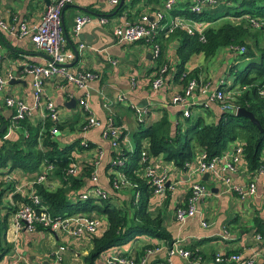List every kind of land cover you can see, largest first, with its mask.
Masks as SVG:
<instances>
[{
  "label": "crops",
  "instance_id": "0c3cea01",
  "mask_svg": "<svg viewBox=\"0 0 264 264\" xmlns=\"http://www.w3.org/2000/svg\"><path fill=\"white\" fill-rule=\"evenodd\" d=\"M130 1L124 0V3L128 4ZM165 1L139 0L134 8L128 9L131 19H128L126 15H115V11H112L114 7L108 0H72L67 3L62 11L65 48L73 52V47L78 50L80 43L85 45L81 51H78V60L74 58L68 64L69 70L75 73L92 69L99 75L87 89H81L60 78L46 81L42 87L41 106L34 112L31 119L33 122L43 120L46 113L44 103L47 99L54 102L58 110L59 122L62 124L55 138L60 144L79 140L80 146L88 145L86 148H77L74 151L75 160L79 164H83L86 160L98 162L96 164L98 186L110 193L112 203L117 207H123L129 195L124 189L115 195L109 186V178L112 177L114 180L119 174L125 175V173L111 166L113 161L111 154L115 148L111 145V138L105 136V131L113 124L119 135L123 131L126 132L121 143L126 150L132 151L131 134L137 129L138 122L130 107L131 104L146 109V114L143 116L147 124L160 118L163 110L167 111L174 128V124L181 121L183 115L181 106L173 105L171 101L175 94L181 92L183 85L174 82L168 76L159 89H153L151 84L160 64L157 63L158 57L155 59L153 56L151 44L144 40L119 42L112 31L119 21L135 22L143 15H147L153 21L155 13L162 11L164 18L160 22L161 28L158 30V35L162 30L166 32L176 17H189L182 10L188 7L192 0H174L172 9L177 7L175 16L165 10ZM48 3L49 0H0V17L5 21L16 17L18 21H25L29 26L37 25ZM234 3L231 2L230 5ZM238 4L239 2L235 5ZM78 14L88 15L91 21L87 22L75 35L73 27ZM100 17L106 18L107 21L100 23L98 21ZM251 19L249 15H244L229 16L222 20L240 23L244 20L251 21ZM217 20L198 21L197 25L206 29L223 22ZM171 32L165 33L164 36L167 37ZM93 41L96 43L92 44ZM177 46L176 40L169 43L162 64L171 67L177 63L178 59L174 51ZM240 53L237 49L227 46L221 48L216 56L209 60H205L203 55H193L187 61L186 68L188 72L198 70L200 82L208 85L211 91L221 88L226 83L227 87L231 88L233 79L228 81L226 74L228 70L231 71L232 65L235 66ZM245 59L248 60V58ZM47 60L48 54L37 48L28 35L21 37L0 30V74L13 76L0 90V125L2 121L10 123L13 113V109L5 104L6 98L20 99L28 106L33 104L31 78L24 74V70L22 71L24 66L44 64ZM112 60L116 63L113 64ZM231 60L233 64L229 62ZM10 81L14 83L10 84ZM233 89H235L233 93L238 92V84L231 90ZM118 96H122V101H118ZM82 98L86 99L87 109L79 104V99ZM203 98V95L199 96L198 93L189 98V101L193 103V114L200 115V111L203 112L201 102ZM72 100L75 101L73 104L70 102ZM208 108L211 113L204 114L205 121H216L222 113L220 107L211 104ZM88 115L94 116L99 125L82 130V123ZM17 132H19V126L10 135L16 137ZM233 144L236 143L229 144L226 151L230 150ZM198 156L199 154L195 156L191 167H177L173 162L166 161L162 155L154 160L153 166L165 175L166 190L162 197L155 194L149 196L148 210L153 216H162L172 242L167 244L166 241L147 235L138 236L122 245L107 249L93 264H118L114 260L116 257H131L133 260L138 257L136 264H219V261L215 260L217 255L234 252L244 257H253L254 264H264V214L262 213L264 175L251 172L242 155L236 172L223 174V176L230 175L231 185L237 186L240 190L229 189L226 182L219 177L208 175L204 178V173L193 172ZM262 157L264 158V151ZM7 169H0V171L8 172L9 169ZM7 177H12L13 184L24 188L22 191L24 195L30 190L35 174L23 173L15 169L0 175V182H4L3 186L8 185L5 181L9 179ZM194 182L207 186V193L198 202L196 214L179 222L175 218V209L186 205ZM250 182L256 184L255 195L247 194V186ZM52 183L51 187L59 184L58 181ZM124 187L127 186L121 185L120 188ZM5 196L6 201L8 199L12 202L9 193ZM68 197L75 201L78 199V193L71 191ZM75 215L97 217L100 220L99 229H104L106 226L105 215L97 211ZM11 217L12 215L9 217L6 240L12 248L2 264H52L55 253H59L61 246L64 250L60 252V264H87L85 256L91 248L88 235L73 238L61 230L29 232L21 229L17 231L11 222ZM258 219L263 221L261 225ZM173 245L186 249L194 246L193 253L196 256L191 257V253L188 258L179 254L169 256L168 250Z\"/></svg>",
  "mask_w": 264,
  "mask_h": 264
},
{
  "label": "trees",
  "instance_id": "16d2710c",
  "mask_svg": "<svg viewBox=\"0 0 264 264\" xmlns=\"http://www.w3.org/2000/svg\"><path fill=\"white\" fill-rule=\"evenodd\" d=\"M138 2L139 0H131L128 4L119 5L118 3L112 11H115L117 16L126 15L128 19H131L132 16L128 9L134 8ZM231 2L235 3L231 6ZM238 2L239 4L236 6L235 4ZM189 6L182 11L189 16L188 18L196 21H215L221 16L244 15H249L252 19L240 23L224 20L219 25L207 27L201 34L197 32L189 34L184 29L175 28L165 37V30L160 31L155 39L160 46L158 65H163L164 54L169 43L173 40L178 43L174 50L178 59L177 63L168 67V71L165 73L166 77L170 76L171 80L182 84L183 91L189 79L195 78L199 81V71L188 72L187 61L193 55L198 54L203 55L205 60H209L215 57L221 48L227 46L244 47V51L240 53L239 57L248 58V62L240 70H236L234 65L231 66L230 69L234 74L231 88L225 87V85L220 88L228 97L224 102L217 100L211 103L218 105L222 112L216 121H205L204 114L211 113L207 107L202 109L203 112L200 111V115L192 113L188 117L182 116L181 121L175 123L173 128L167 111L163 110L161 117L150 124L145 123L144 120L137 121V129L131 134L132 151L126 150L121 143L126 132L123 131L118 135L111 158L113 161L120 159L121 163L111 164V166L125 173L129 185L124 188H114L112 177L109 178L108 183L115 195L122 189L128 192L129 196L123 207H117L112 203V196L109 192L105 199L90 196L85 200L78 198L74 201L68 197L71 191L80 194L94 186L91 176L95 165L93 161L86 160L83 164H79L78 175H67L69 166L73 162L77 163L74 151L77 148H86L88 145L80 146L79 140L60 144L55 138L56 134L51 133L53 127H56L58 131L61 128L62 124L59 120L53 121L46 117L43 121L33 122L32 117H27L19 121V132L16 133V137L12 134L4 137L6 130L0 133V169H9H7L8 172L1 170L0 175L15 169H19L23 173L37 172L41 174L42 167H46L48 164L53 166V170L49 171L47 175L45 174L49 186L43 183L30 184V190H34L39 195L52 219L67 218L78 213L89 214L93 211L105 215V228L88 234L91 248L85 256L87 264H93L107 249L122 245L138 236L147 235L166 241L167 244L172 242L162 216H153L148 210V200L149 196L153 194V188L150 178L144 174V168L153 165L154 160L160 155L166 161L173 162L177 167H187V163L193 164L197 154L204 152L208 158L219 156L226 151L229 144L234 142L242 144L243 158L251 172H258L260 166H264L262 157L264 151V97L261 95L264 83V42L260 43L258 40L259 35L264 34V0H217L215 4L202 6V10L199 12L191 11ZM176 8L169 11L171 15H176ZM216 15L219 17H215ZM257 20L258 25L255 26L254 21ZM251 45L254 49L251 48ZM184 71L187 74L181 79V73ZM236 84L239 86V91L229 95L230 90ZM224 104H227L229 108L222 109ZM239 108L250 111L263 130L261 131L248 118L236 115ZM4 122L6 125L8 124L7 121ZM142 150L146 151L147 158L140 164ZM53 181H58L59 184L51 187ZM3 183L0 182V264L12 248V245L6 240L9 217L15 213L20 204H32L29 196L20 193L12 194V202L8 199L6 201L5 194H10L13 190V186H11L13 182L9 181L6 186H3ZM137 191L139 198L135 200L134 195ZM262 213L264 214V212ZM258 223L261 225L263 221L258 219ZM35 230L45 231L49 228L36 223ZM187 250L190 251L191 257L196 256L193 253L194 246H189ZM138 260V257L133 260L134 264Z\"/></svg>",
  "mask_w": 264,
  "mask_h": 264
},
{
  "label": "built area",
  "instance_id": "2783aa9c",
  "mask_svg": "<svg viewBox=\"0 0 264 264\" xmlns=\"http://www.w3.org/2000/svg\"><path fill=\"white\" fill-rule=\"evenodd\" d=\"M111 5L116 6L119 3V0H108ZM217 0H192L189 6L191 11L199 12L202 10V6L206 4H215ZM72 2V0H49L48 5L46 6L41 20L37 25L27 24L25 21H18L16 17H13L9 21H5L0 17V30L7 32L9 34L26 36L28 35L31 41L36 45L37 48L45 51L48 54V60L44 64H27L24 66L22 71L25 75H29L31 78L32 88H33V97L34 101L31 106H28L20 99H15L13 97L6 98L5 104L8 107L13 109L11 115L10 123L6 128L4 137L10 135V133L18 126L20 120L33 117L34 112L41 106L42 98V87L43 84L51 79H62L69 83L75 84L81 89H87L89 84L96 80L98 73L92 69L82 70L80 72H71L69 70L68 64L74 59V52L65 48V38L63 36L62 28V11L67 3ZM174 5V0H166L164 3V8L166 11H170ZM164 18V13L158 11L155 13V20H150L147 15L141 16L138 21L129 22L119 21L113 27V34L119 42H135L139 40H144L151 44L153 48V56L156 59L159 55L160 46L156 42V36L160 26V22ZM91 21V18L86 14H78L74 20L73 31L77 35L83 28V26ZM100 23L107 21L106 18L100 17L98 20ZM196 20H192L186 16H179L174 19L171 23V26L168 27V30L165 33L173 31L175 28L184 29L187 33L193 34L197 32L201 34L204 28L197 25ZM258 25V24H257ZM255 25V26H257ZM203 38L202 36L200 37ZM84 44L80 43L78 51H81L84 48ZM239 52L244 51V47H232ZM113 64L116 63L115 60L111 61ZM166 71L168 67L166 64L160 66L157 75L152 81V88L157 90L159 89L166 78ZM187 72L184 71L181 73V79L186 76ZM13 76L8 74L3 76L0 74V90L5 87L7 82L12 79ZM134 80V78H133ZM209 86L201 83L200 80L197 81L195 78L189 79L186 86L183 88V91L175 94L172 97V104L181 106L182 115L188 117L193 113L192 102L189 101V98L195 96L196 93L203 95V109L209 107L211 103L219 100L224 102L225 98L228 95H225L223 91L218 88L211 91ZM261 95L264 97V83L261 88ZM118 101H122V96L117 97ZM79 104L87 109L86 99H79ZM133 109L134 115L136 116L137 121H143L146 114V109L139 108L130 105ZM45 115L44 119L48 117L50 120L58 121L59 115L58 110L54 102L50 99L44 103ZM227 109L229 106L227 104L222 105V109ZM43 119V120H44ZM42 120V121H43ZM99 125L98 120L94 116H87L85 121L82 123L81 129L87 130L90 127ZM111 125V124H110ZM58 129L53 127L51 129L52 134H56ZM117 130L111 125L106 131L105 136L111 138V145L116 146L115 139L118 137ZM243 147L241 143L233 144L230 150L224 151L219 156H214L208 158L206 153L202 152L198 156V161L193 168V172L197 174L209 173L214 177H219L226 182L228 188L239 191L240 189L237 186L231 185L230 175L223 176L224 173H234L237 170V166L243 155ZM100 155V153H99ZM147 154L145 150L141 151V160L140 164L145 162ZM95 169L91 176V181L94 186L89 189H86L84 192L78 194V198L85 200L90 196L94 198L105 199L108 196V193L102 190L98 185V172ZM121 160L116 159L112 162L113 165L120 164ZM79 163L73 162L67 171L68 176H76L79 174ZM187 167H191V164H186ZM53 170L52 165H47L43 167L42 173H32L35 174L34 180L31 182L33 184L43 183L47 185V179L45 174ZM259 173L264 175V166H260ZM144 174L150 178V183L153 188V194L162 197L165 194L166 190V179L165 175L159 172L153 165H148L144 168ZM9 179L5 180L6 182L12 181V177H7ZM114 188H120L121 185L128 186L129 183L126 180V177L123 173L119 174L118 177L114 178L112 181ZM49 186V185H47ZM30 199L32 204H20L11 217V222L14 225L15 230L19 231L25 229L26 231L32 232L35 230V224L39 223L43 226L49 228L50 231L61 230L73 238H79L91 233H96L100 228V220L97 217L90 215L76 216L73 215L67 218L52 219L51 215L47 212V208L42 204L41 198L34 191L30 190ZM205 193H207V186L200 182H194L190 188V194L187 198L185 206H180L175 209V218L179 222H183L187 218H191L196 214V208L198 202L203 199ZM247 194L255 195L256 194V184L250 182L247 186ZM135 200L139 198V192H135ZM264 212V208H263ZM64 250V247H59V253H55L54 260L52 264H60L61 254L60 252ZM151 252V251H148ZM179 254L182 257L188 258L190 256L189 250L183 247H177L176 245L171 246L168 250V255L172 256ZM115 263L118 264H134L131 257H116ZM216 261H219V264H254L253 257H244L240 253H230L227 255H217L215 257Z\"/></svg>",
  "mask_w": 264,
  "mask_h": 264
},
{
  "label": "rangeland",
  "instance_id": "374dc122",
  "mask_svg": "<svg viewBox=\"0 0 264 264\" xmlns=\"http://www.w3.org/2000/svg\"><path fill=\"white\" fill-rule=\"evenodd\" d=\"M219 16H221V14H218ZM218 15H216L215 17H219ZM223 18H225V17H219L218 18V20L217 21H220V20H222ZM223 21V20H222ZM257 23H258V20L257 21H254V25H257ZM264 34H260L259 35V37H258V40H259V42L260 43H263L264 42ZM251 48L252 49H254V47L251 45ZM231 64H233V61L231 60V61H229ZM248 62V60H246L244 57H239L238 58V61H237V63H235V69L236 70H240V69H242L245 65H246V63ZM233 77H234V74H233V71L231 70L230 72H229V70H228V72H227V74H226V78H227V80L228 81H232V79H233ZM228 85H227V83L225 84V87H227ZM230 90V89H229ZM235 89H233V90H231L232 92L234 91ZM232 92H229V95L232 93ZM25 119V118H24ZM23 120V119H22ZM21 121V120H20ZM11 184H13V183H11ZM11 186H13V190L10 192V194H9V196L11 197L12 196V194H14V193H20L21 195H22V191L24 190V188L22 189L21 187H19V186H17V184H13V185H11ZM26 190V189H25ZM30 190L26 193V194H24V196H30ZM30 198V197H29ZM31 200V199H30Z\"/></svg>",
  "mask_w": 264,
  "mask_h": 264
},
{
  "label": "water",
  "instance_id": "95a60500",
  "mask_svg": "<svg viewBox=\"0 0 264 264\" xmlns=\"http://www.w3.org/2000/svg\"><path fill=\"white\" fill-rule=\"evenodd\" d=\"M124 3V0H120V2H119V5H122ZM96 42H97V40H96ZM95 41H93L92 42V44H95L96 43ZM73 52H74V54H75V60L77 61L78 60V57H79V53H78V50H77V48L76 47H73ZM10 84H13L14 83V81H10L9 82ZM72 104H73V102H75V101H70ZM236 115H239V116H243V117H246V118H248L251 122H253L261 131L263 130L262 128H261V125H260V123L258 122V120L254 117V115L250 112V111H248V110H246V109H244V108H239V109H237V111H236ZM6 128H7V125L2 121L1 122V125H0V133H2V132H4L5 130H6ZM208 175H209V173H204V178H207L208 177Z\"/></svg>",
  "mask_w": 264,
  "mask_h": 264
}]
</instances>
